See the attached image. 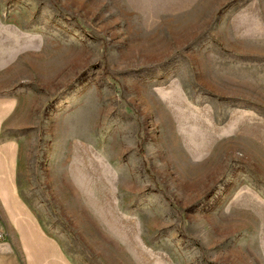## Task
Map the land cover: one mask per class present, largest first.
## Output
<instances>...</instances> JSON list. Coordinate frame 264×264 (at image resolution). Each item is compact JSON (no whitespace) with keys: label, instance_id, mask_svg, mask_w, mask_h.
Here are the masks:
<instances>
[{"label":"rangeland","instance_id":"1","mask_svg":"<svg viewBox=\"0 0 264 264\" xmlns=\"http://www.w3.org/2000/svg\"><path fill=\"white\" fill-rule=\"evenodd\" d=\"M0 155V264H264V0H0Z\"/></svg>","mask_w":264,"mask_h":264},{"label":"crops","instance_id":"2","mask_svg":"<svg viewBox=\"0 0 264 264\" xmlns=\"http://www.w3.org/2000/svg\"><path fill=\"white\" fill-rule=\"evenodd\" d=\"M0 230L6 231L20 245L23 252L36 257L39 238L38 224L26 205L18 197L14 181L9 177L7 159L0 155ZM0 243V263H5L6 255L11 254L10 245ZM32 257L28 260L32 261ZM34 261V260H33Z\"/></svg>","mask_w":264,"mask_h":264},{"label":"built area","instance_id":"3","mask_svg":"<svg viewBox=\"0 0 264 264\" xmlns=\"http://www.w3.org/2000/svg\"><path fill=\"white\" fill-rule=\"evenodd\" d=\"M3 239V234L0 232V241Z\"/></svg>","mask_w":264,"mask_h":264}]
</instances>
